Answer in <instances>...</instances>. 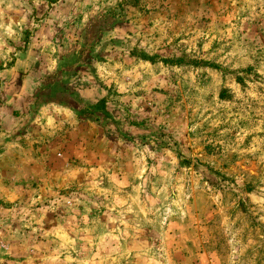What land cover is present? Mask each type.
Here are the masks:
<instances>
[{
    "label": "rangeland",
    "instance_id": "374dc122",
    "mask_svg": "<svg viewBox=\"0 0 264 264\" xmlns=\"http://www.w3.org/2000/svg\"><path fill=\"white\" fill-rule=\"evenodd\" d=\"M0 264H264V0H0Z\"/></svg>",
    "mask_w": 264,
    "mask_h": 264
}]
</instances>
